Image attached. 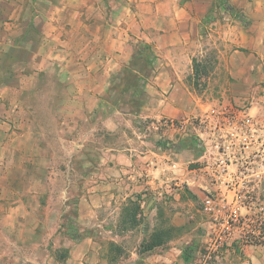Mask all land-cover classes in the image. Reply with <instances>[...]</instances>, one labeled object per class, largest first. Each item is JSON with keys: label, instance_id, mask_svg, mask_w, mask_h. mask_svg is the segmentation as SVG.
<instances>
[{"label": "crops", "instance_id": "0c3cea01", "mask_svg": "<svg viewBox=\"0 0 264 264\" xmlns=\"http://www.w3.org/2000/svg\"><path fill=\"white\" fill-rule=\"evenodd\" d=\"M228 1L246 23L233 21L225 31L222 96L264 122V0ZM214 3L0 0V264H192L185 251L195 229L145 253L139 244L132 259L122 255L111 263L100 243L87 234L74 239L58 217L49 230L43 202L65 207L71 190L46 195L55 182L41 171L51 168V138L66 142L71 155H87L92 149L78 140L99 138V129L121 132L123 122L135 129L139 120L150 119L147 148L98 145L92 151L102 157L77 184L79 231L111 207L120 218L122 207L137 197L144 216L163 213L180 229L186 220L206 217L204 199L215 187L206 168L214 153L212 126L196 121L219 101H203L187 79L203 17ZM14 52L22 55L14 60ZM187 125L202 137L200 150L193 142H172V134ZM45 242H52L53 255ZM59 251H65L61 260ZM245 251L249 258L241 264H264V247Z\"/></svg>", "mask_w": 264, "mask_h": 264}, {"label": "rangeland", "instance_id": "374dc122", "mask_svg": "<svg viewBox=\"0 0 264 264\" xmlns=\"http://www.w3.org/2000/svg\"><path fill=\"white\" fill-rule=\"evenodd\" d=\"M187 1V0H186ZM189 1V0H188ZM215 3L212 7V12L208 13L205 17H203V28L201 29L200 46L198 47V52L196 54V58L198 61L203 62V68L201 75L198 79H193L194 75H191L187 79V83L192 87V91L203 99V101H213L218 100L219 103L226 99L223 98V84L226 81V75L224 73V69L222 67V63L219 59L221 57V50H225L226 41H225V31L228 29L229 25L233 21H241L240 19L233 16L228 11H225L223 5L220 4V1L213 0ZM231 1V0H230ZM195 13H200L201 8H195ZM224 45V46H223ZM21 52H14L13 59L15 60L17 57L21 56ZM11 63V62H10ZM8 65L5 68L8 69ZM4 76L0 73V83L3 81ZM196 90H194V88ZM123 111H128L127 108L123 109ZM196 120H194L195 123ZM198 122V120L196 121ZM130 123V122H129ZM149 123H151L150 119L139 120L137 123V128L132 129L128 124V122H123V131L121 132H105V130L99 129L98 135L99 138L95 137L94 139H83L78 140L80 142H84L89 145V149L92 151L97 148L98 145H106V146H121L122 148L133 144L137 147L147 148V144L145 143V138L151 136V129L149 130ZM47 124H45V127ZM185 127L184 130H181L179 133L175 132L172 134V142L174 139H181L182 141H186L188 143L193 142L196 144V148L200 150L202 141L195 133H192V129L190 130ZM48 127L46 128V130ZM97 136V135H96ZM51 145L54 149L53 156L51 155V168L49 171L45 168L41 171V175L45 179L47 177L53 176L54 184L49 187L46 195H52L54 197L60 196L64 191L71 190V197L69 203L65 207L64 205L57 203H46L43 202V205L46 207L44 211L43 220L46 222V226L49 230L53 229L54 222L57 221L55 216L58 217V221L60 224L66 229L70 230L72 233V237L81 238L83 235H89L95 241L100 243L102 248L103 258L107 259L109 263L113 262L111 259L113 253L110 252V247L112 243L120 244L123 249L125 255V259H132L133 255L131 254L133 251L135 252V248L141 245L143 240H148L152 232L161 227L166 223V225L174 226L171 221L166 217L163 213L158 217H142V223L134 230L125 232L121 237H119V222L120 218L117 217V210L115 208H110L107 211H103V217L99 220H95L89 228H86L85 231H79V227L76 224V206L75 199L76 194H79V189L77 188V184H79V180L84 177L85 169L87 167H91L92 164H96L98 159H101L102 156L92 153V151H88L90 154H75L71 155L67 153L70 149L64 148L66 142H63L58 139L51 138ZM159 140V139H158ZM160 139L159 141H162ZM170 140V139H168ZM200 140V141H199ZM144 141V142H143ZM171 141V140H170ZM107 157V156H105ZM45 161V160H43ZM45 164V165H44ZM98 164V163H97ZM46 162L43 163V166H46ZM97 166V165H96ZM192 166V165H191ZM70 168V169H69ZM71 183H74L75 186L67 187ZM69 192V191H68ZM8 205V204H7ZM66 212H61V211ZM143 212V210H142ZM52 215V216H50ZM62 217H61V216ZM210 218L205 214L200 218L198 217L194 219L186 220V226L180 229V227H175L177 229L176 236L179 237V233L185 231L186 229H195L192 234V244L185 251V257L187 261H192V264L202 259L205 252L206 247L208 246V242L210 240V231H211V223ZM65 230V232H66ZM73 230V231H72ZM1 235L3 233L0 231V241ZM44 248L50 249L53 255V249L51 248L52 242L48 245L47 242L44 243ZM260 243L254 240H247L241 237H235L231 239L220 252V262L219 264H241L242 262L249 258L245 251V247L253 253L261 248L259 246ZM140 248V247H139ZM41 254V252L39 253ZM65 255V251H59L57 253V258L59 260L63 259ZM114 256V255H113ZM49 260L50 258H45L44 260Z\"/></svg>", "mask_w": 264, "mask_h": 264}, {"label": "built area", "instance_id": "2783aa9c", "mask_svg": "<svg viewBox=\"0 0 264 264\" xmlns=\"http://www.w3.org/2000/svg\"><path fill=\"white\" fill-rule=\"evenodd\" d=\"M207 115L197 123L212 126L209 141L214 153L206 168L215 187L203 203L211 236L203 258L193 264H219L220 252L237 236L264 247V122L250 115L246 106L227 100Z\"/></svg>", "mask_w": 264, "mask_h": 264}, {"label": "trees", "instance_id": "16d2710c", "mask_svg": "<svg viewBox=\"0 0 264 264\" xmlns=\"http://www.w3.org/2000/svg\"><path fill=\"white\" fill-rule=\"evenodd\" d=\"M220 1V4L223 5V8L225 11H228L236 18L240 19L243 23H246V20L243 18V16L236 11V9L229 3L228 0H218ZM212 12V10H211ZM203 62L198 61L197 58L193 59V79H198L201 75L203 68ZM142 209L140 204V198L137 197L136 199H129L128 202L122 207L121 214H120V222H119V231L120 232H128L136 229L141 223H142ZM177 229L173 226L162 225L161 227L156 228L152 234L150 235V238L147 240H143L141 247H140V253H145L148 251H152L157 247H160L167 242L171 241L176 237ZM74 238V237H73ZM77 239V238H74ZM110 252L112 255V261H116L118 258H120L124 251L121 247L117 246L115 243L111 244Z\"/></svg>", "mask_w": 264, "mask_h": 264}]
</instances>
